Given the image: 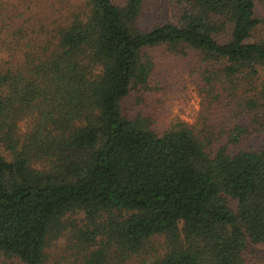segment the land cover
Wrapping results in <instances>:
<instances>
[{
  "label": "trees",
  "instance_id": "trees-1",
  "mask_svg": "<svg viewBox=\"0 0 264 264\" xmlns=\"http://www.w3.org/2000/svg\"><path fill=\"white\" fill-rule=\"evenodd\" d=\"M8 1L0 51L20 57L0 59V253L22 264H253L248 246L264 245L257 0H178L172 20L148 25L145 0H75L33 27L13 24ZM163 56L187 62L201 110L158 133L125 103L153 87Z\"/></svg>",
  "mask_w": 264,
  "mask_h": 264
},
{
  "label": "rangeland",
  "instance_id": "rangeland-1",
  "mask_svg": "<svg viewBox=\"0 0 264 264\" xmlns=\"http://www.w3.org/2000/svg\"><path fill=\"white\" fill-rule=\"evenodd\" d=\"M177 1L145 0L143 23L151 24L157 17L172 20V15L178 7ZM76 3L75 0H9L3 4V8L7 11L6 13L14 14H12L14 25L24 23L33 27L39 22L46 23L47 20L55 19L56 14L59 15L58 19L66 16L75 8ZM257 3L259 10L264 12V0H257ZM53 11L56 13L53 14ZM45 18L46 21H43ZM19 57L18 52L13 49L6 54L0 51V59H8L9 62L15 63ZM187 68L188 64L185 60L163 56L155 67L152 78L153 87L141 95L132 93L125 103L127 111L129 113L143 111L148 114L153 119L152 125L158 133L181 123L194 124L201 110V97L189 79ZM20 127L25 129V121L21 122ZM245 257L253 264H264V245L250 244ZM0 264L22 263L0 253ZM127 264L149 263L134 256Z\"/></svg>",
  "mask_w": 264,
  "mask_h": 264
}]
</instances>
